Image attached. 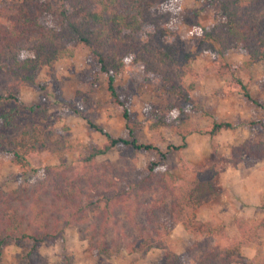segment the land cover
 <instances>
[{"label": "rangeland", "instance_id": "374dc122", "mask_svg": "<svg viewBox=\"0 0 264 264\" xmlns=\"http://www.w3.org/2000/svg\"><path fill=\"white\" fill-rule=\"evenodd\" d=\"M43 1L56 11L61 0ZM255 1L261 15L264 0ZM171 7L181 10L172 17L176 32L171 39L190 53L193 68L191 74L182 77L189 90L186 102L192 105L188 125L179 131L164 114L169 100L167 88L161 81L152 80L153 73L136 66L124 68L115 77L117 92L129 108L133 136L139 143L152 147L138 149L118 142L96 160L108 169L110 189L112 182L125 186L137 205L142 195L156 192L154 174L170 173L182 188L193 190L196 205L192 204L191 213L196 219L223 224L229 235L238 232L239 220L257 225L255 236L241 245L240 256L264 264V156H258L264 150V130L251 123L264 120V61L248 64L249 56L241 47L224 53L198 49L207 41L201 29L223 20L211 2L165 0L162 4V9ZM36 78L38 85L21 86L18 98L26 103L40 102L45 112L40 108L35 112L23 110L22 123L11 134L4 136L0 129V191L8 200L27 197L29 190L20 188L38 182L46 184L47 166L76 170L84 153L107 141L97 128L111 137L130 139L122 109L109 94L106 76L99 72L88 49L81 48L72 57L59 58L54 73L47 66L38 67ZM236 79L248 88L251 99L230 85ZM13 105L0 98V110ZM214 122L228 123L230 127H222L211 135L206 129ZM24 123L26 129L33 131L28 143L34 142L21 149L27 161L19 165L10 148L14 145L13 136ZM181 145L184 147L175 148ZM25 167L36 169L29 170L26 179ZM102 172H106L105 168ZM42 194L39 190L36 196ZM115 212L121 219L119 223L105 230L91 222L68 224L62 237L39 242L30 256L9 239L0 249V264H162L165 248L129 249L135 231L148 228L144 211L137 208L135 222L130 221L125 209L116 207ZM128 226L133 229L128 231ZM119 231L124 233L123 237ZM195 239L178 223L169 231L167 245L182 252ZM99 241L105 247L97 250L92 245Z\"/></svg>", "mask_w": 264, "mask_h": 264}, {"label": "trees", "instance_id": "16d2710c", "mask_svg": "<svg viewBox=\"0 0 264 264\" xmlns=\"http://www.w3.org/2000/svg\"><path fill=\"white\" fill-rule=\"evenodd\" d=\"M207 1L216 6L217 14L223 20L201 29L207 41L198 49L201 52L217 49L224 53L241 47L249 56L248 64L264 61V13L259 15L257 1ZM164 2L61 0L55 11L49 2L43 0H0V98L14 104L0 110L1 134H11L22 123L23 110L35 112L40 108L45 112L40 102L26 103L18 98L21 86L38 85L37 68L47 66L54 73L55 62L59 58L72 57L79 49L86 48L95 57L99 72L106 76L107 90L122 109L130 137L114 138L97 128L107 141L102 147L84 153L76 170L62 169L61 166L45 167L47 183L38 182L28 188H20L29 190L27 197L20 196L21 201L19 198L10 201L0 191V249L11 239L30 256L39 242L62 237L64 226L68 224L91 222L105 230L121 220L116 216V207L125 209L131 222H135L137 208H140L144 211L148 228L135 231L136 237L128 245L131 250L152 246L165 248L162 264H256L240 256V247L255 236L257 225L239 220L236 222L238 232L229 235L223 224L196 219L191 213V207L196 205L193 190L182 188L170 173H149L156 179V192L142 195L141 203L137 205V201L130 199L125 186L112 182L113 189H110L108 169L103 162L96 160L98 155L105 154L118 142L138 149L152 147L139 143L133 136L129 108L117 92L115 77L124 68L136 66L153 73L152 80L161 81L167 88L169 100L164 114L179 131L188 125L192 105L186 102L189 90H186L182 77L191 74L193 68L190 53L181 50L171 39L176 32L172 17L179 15L181 10L176 7L162 9ZM218 69L226 75L223 69ZM230 83L251 99L241 80ZM251 123L264 130V120ZM222 127L230 125L214 122L206 131L213 135ZM32 135L33 131L26 129L24 123L19 133L13 136L14 145L10 150L19 165L26 164L27 157L21 149L32 146L34 141H27ZM182 136L185 138V133ZM181 147L184 146H175L177 149ZM258 156H264V150ZM104 168L106 172H102ZM29 170L36 169L25 167V179ZM96 185L100 190L96 191ZM139 189L141 192L142 188ZM39 190L43 194L36 196ZM97 219L98 224L95 223ZM178 223L196 238L182 252H175L167 245V235ZM127 229L131 231L133 228L128 226ZM94 245L97 250L105 247L102 241Z\"/></svg>", "mask_w": 264, "mask_h": 264}]
</instances>
